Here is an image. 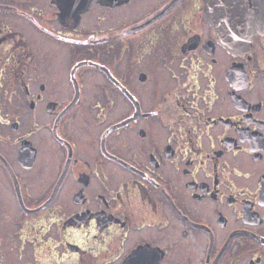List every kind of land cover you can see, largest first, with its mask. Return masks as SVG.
<instances>
[{"label":"flooded vegetation","instance_id":"af4514ba","mask_svg":"<svg viewBox=\"0 0 264 264\" xmlns=\"http://www.w3.org/2000/svg\"><path fill=\"white\" fill-rule=\"evenodd\" d=\"M217 1L0 0V264H264V0Z\"/></svg>","mask_w":264,"mask_h":264},{"label":"water","instance_id":"95a60500","mask_svg":"<svg viewBox=\"0 0 264 264\" xmlns=\"http://www.w3.org/2000/svg\"><path fill=\"white\" fill-rule=\"evenodd\" d=\"M177 1L178 0H175V2H177ZM242 1L243 0H221L220 6L224 9H226L228 11V13L232 12V11H238L240 8V3ZM215 3H218V1L215 0ZM227 26L230 28V30L232 32H238L239 33V31L241 30L238 22H236V23L229 22ZM236 28L238 29V31L236 30Z\"/></svg>","mask_w":264,"mask_h":264}]
</instances>
